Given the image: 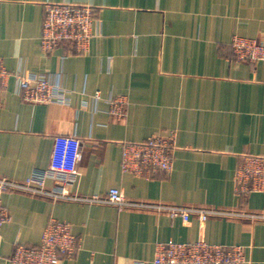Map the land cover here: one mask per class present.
<instances>
[{
	"label": "crops",
	"instance_id": "obj_1",
	"mask_svg": "<svg viewBox=\"0 0 264 264\" xmlns=\"http://www.w3.org/2000/svg\"><path fill=\"white\" fill-rule=\"evenodd\" d=\"M91 5L99 23L84 53L66 44L43 51L44 5ZM234 35L264 42V0H0V175L26 179L50 165L57 135L82 140L73 192L105 197L264 212V193L240 196L235 173L244 154L264 156V59L238 60ZM48 75L68 104L29 103L16 74ZM100 99H95V93ZM125 96L121 119L111 97ZM177 134L174 165L150 179L122 169V143ZM53 184L52 180L48 185ZM10 219L0 235V264L16 242L38 245L51 218L77 239L60 264H153L161 241H206L245 247L264 264V219L211 216L188 222L146 207L52 200L5 192Z\"/></svg>",
	"mask_w": 264,
	"mask_h": 264
},
{
	"label": "built area",
	"instance_id": "obj_2",
	"mask_svg": "<svg viewBox=\"0 0 264 264\" xmlns=\"http://www.w3.org/2000/svg\"><path fill=\"white\" fill-rule=\"evenodd\" d=\"M44 21L41 47L51 52L62 44L69 46L68 53H84L89 49L96 33L99 19L91 5H73L65 2H48L44 5ZM231 47L238 60L257 62L264 59V42L256 38L234 35ZM9 73L0 57V83L5 86ZM23 99L29 103L68 104L66 88L55 83L48 75L16 74ZM95 99H100L97 92ZM110 113L117 119L124 117L128 100L125 96L111 97ZM177 134H154L140 142L122 143V169L124 172L150 179L159 171L170 172L174 165ZM82 140L75 135H57L50 165L36 169L24 180L10 179L0 175V235L10 214L3 204L5 192H22L52 200H81L90 203H109L124 208L146 207L166 212L171 217H182L185 222L197 215L201 221L211 216L264 219L263 213H246L239 210L184 206L128 200L118 188H111L107 196H82L73 192L80 171ZM52 180L53 184L48 185ZM236 191L240 196L252 192L264 193V156L244 154L235 173ZM77 239L70 223L56 218L49 219L38 245L16 242L9 258L10 264H60L61 255L72 256ZM246 262L245 247L238 244L223 245L206 241H161L156 244L153 264H243Z\"/></svg>",
	"mask_w": 264,
	"mask_h": 264
},
{
	"label": "rangeland",
	"instance_id": "obj_3",
	"mask_svg": "<svg viewBox=\"0 0 264 264\" xmlns=\"http://www.w3.org/2000/svg\"><path fill=\"white\" fill-rule=\"evenodd\" d=\"M208 208V207H207ZM242 212H246V213H263V212H254V211H243Z\"/></svg>",
	"mask_w": 264,
	"mask_h": 264
}]
</instances>
